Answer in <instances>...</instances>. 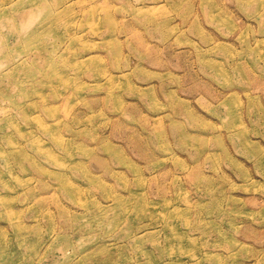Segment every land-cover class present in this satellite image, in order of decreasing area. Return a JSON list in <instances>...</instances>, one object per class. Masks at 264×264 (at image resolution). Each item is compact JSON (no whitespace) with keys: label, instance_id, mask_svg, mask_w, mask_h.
Wrapping results in <instances>:
<instances>
[{"label":"rangeland","instance_id":"obj_1","mask_svg":"<svg viewBox=\"0 0 264 264\" xmlns=\"http://www.w3.org/2000/svg\"><path fill=\"white\" fill-rule=\"evenodd\" d=\"M0 171V264H264V0H0Z\"/></svg>","mask_w":264,"mask_h":264},{"label":"bare ground","instance_id":"obj_2","mask_svg":"<svg viewBox=\"0 0 264 264\" xmlns=\"http://www.w3.org/2000/svg\"><path fill=\"white\" fill-rule=\"evenodd\" d=\"M209 66H211L212 70H219L220 69L217 66L215 67L213 65V63H209ZM49 130L50 129H48V131ZM51 133H53V130L51 131ZM53 136H54V133H53ZM6 176H7V174L5 171H0V182L4 183ZM63 181L68 182L66 178H63ZM0 203L3 204L4 207L9 208V210H11V208H12L11 201L8 198H6L4 195H1V192H0Z\"/></svg>","mask_w":264,"mask_h":264}]
</instances>
